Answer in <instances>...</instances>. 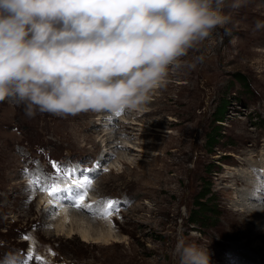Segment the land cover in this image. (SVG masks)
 Instances as JSON below:
<instances>
[{
    "label": "rangeland",
    "instance_id": "rangeland-1",
    "mask_svg": "<svg viewBox=\"0 0 264 264\" xmlns=\"http://www.w3.org/2000/svg\"><path fill=\"white\" fill-rule=\"evenodd\" d=\"M227 11L226 29L182 58L195 68L170 73L142 112L111 114L110 126L96 112L28 117L0 102V259L15 251L20 264H175L171 250L183 236L208 249L210 264H264V234L252 231L264 225L244 213L246 186L233 176L251 170L264 178L254 170L264 156V0ZM107 128L115 142L104 137ZM53 187L61 189L53 199L100 219L98 227L111 225L119 242L56 233L58 206L38 207ZM84 191L87 210L74 206ZM238 250L253 261L224 260Z\"/></svg>",
    "mask_w": 264,
    "mask_h": 264
},
{
    "label": "clouds",
    "instance_id": "clouds-1",
    "mask_svg": "<svg viewBox=\"0 0 264 264\" xmlns=\"http://www.w3.org/2000/svg\"><path fill=\"white\" fill-rule=\"evenodd\" d=\"M246 0H0V102L25 115L142 112ZM262 24L258 23L257 28ZM175 264H210L179 236ZM0 264H20L9 251Z\"/></svg>",
    "mask_w": 264,
    "mask_h": 264
},
{
    "label": "bare ground",
    "instance_id": "bare-ground-1",
    "mask_svg": "<svg viewBox=\"0 0 264 264\" xmlns=\"http://www.w3.org/2000/svg\"><path fill=\"white\" fill-rule=\"evenodd\" d=\"M97 116H99L102 121H103V119H106V120H104L105 124H109V126L111 124H113V122H111L112 120H114V119H112L113 115H111V114H109V115L106 114L105 115L104 113H98ZM107 121H110L111 123L110 122L107 123ZM110 134H111L110 133V128H107L106 131H105V136H104V137L107 138L106 139L107 142L108 143H110V141L111 142H115V140L112 141V136H110ZM108 143L105 145V147L110 149L109 147H111V146ZM108 151L109 150H107V152ZM263 155H264V153H263ZM260 157H261V160H259V161L256 160L255 164L254 163L253 164L255 166L254 167L255 171H256V169L258 167L262 168V169H260V173H261L262 170L264 172V156L261 155ZM102 160H105V159L102 158ZM243 162H246V160H243ZM233 176H234V179H235V177H239L240 180H238V181L242 182L246 186L244 188V190L240 191L242 201L246 202L245 205H244V203L242 205H240L241 207L243 206L244 211H245L244 213L246 214V216H250V215L255 216L256 217V221L259 224L264 225V213H262V212H264V206H263L264 203L263 204H257L256 203V202H259L261 200V198H263V197H261L260 193H263V191H264V178L261 177L260 174H255L254 171H251V170H249V171L248 170H246V171L244 170V171H241L240 173H236ZM47 193H48V195H41L40 196V200L38 201L39 205L38 204L37 205H38V207L47 205L45 208H42V209H47L48 207L49 208H53V205L56 206V207L58 206V208L60 209L58 214H57L58 219H55L54 225L53 224L52 225L54 226V228H53L54 231H56V233L60 234V236H66V237H70L71 238L74 235H79L84 242L95 243V244L106 243V242H108V243H111V242L117 243V242H119V236L112 229L111 225H107L104 228H103V226H100V225L98 227V224H100V223H98V221H100V219L98 221L97 220L96 221H92L94 218H90L91 216L90 217H81V216L78 215L79 216L78 217V216H76V214H77V211H75L76 209H72L73 207L72 208L71 207L70 208L66 207V204H65L66 202L65 201L61 202V200L59 201L58 199H56L57 197H55V199H53L54 196L53 195H49V192H47ZM55 195L59 196L58 193L55 194ZM66 198L63 197L61 199H66ZM238 198H240V197L238 196ZM53 201H54V203H53ZM246 204H248L249 207H247ZM95 205L96 204L92 205L91 209H95V207H94ZM86 206L84 205V206L80 207V209L81 210H87L88 208ZM259 208H261V209H259ZM91 209H90V211H91ZM41 212L43 213V215H45V212H43V210ZM74 212H75V214H74ZM78 212H80V210ZM252 213H256V214L254 215ZM80 214H82V213H80ZM110 218H111V216H110ZM105 220H102V221L105 222ZM252 231H253V233L255 235H262V234H264V226L261 227L260 225H258ZM237 249L243 250V248H241V247H238V248L236 247L234 250H237ZM231 251H233V249ZM235 255L236 256L240 255L244 259H248L249 261L250 260L253 261V259L246 258L245 255L240 254V251H239V253L236 252V251L232 252V254L228 258L226 257V259H224V260L230 261L231 259H233V257ZM242 261L243 260H240L239 263H241V264H247L248 263V262H242Z\"/></svg>",
    "mask_w": 264,
    "mask_h": 264
},
{
    "label": "snow or ice",
    "instance_id": "snow-or-ice-1",
    "mask_svg": "<svg viewBox=\"0 0 264 264\" xmlns=\"http://www.w3.org/2000/svg\"><path fill=\"white\" fill-rule=\"evenodd\" d=\"M120 114H121L120 112L116 113V115H120ZM90 182H91L90 179H88V178H85V179H84V183H86V184H90ZM68 191L70 192L71 189H68ZM59 192H61V189H60L59 187H53V188L50 190V195H55V194H57V193H59ZM87 195H88V192H87V191L82 192V194H80V195L77 197V199L75 200V205H74V206L77 207V208L81 207V206L84 204V201L86 200ZM113 203H114L113 201H109V202H108V207H109V209L112 208ZM106 215L111 216L112 213H111V212H108V213H106ZM29 259H31V257H29Z\"/></svg>",
    "mask_w": 264,
    "mask_h": 264
},
{
    "label": "trees",
    "instance_id": "trees-1",
    "mask_svg": "<svg viewBox=\"0 0 264 264\" xmlns=\"http://www.w3.org/2000/svg\"><path fill=\"white\" fill-rule=\"evenodd\" d=\"M243 84H246V82H243ZM221 108H219V110H218V113H217V115H218V117H220V119H217V121L219 122V123H223V116H222V114L220 113L221 112ZM219 113H220V115H219ZM220 125H222V124H220ZM216 137H219V135H216V136H213L212 137V139H214V138H216ZM215 143L216 142H214V143H212L211 144V147H214L215 146ZM210 147V148H211ZM211 190H207L205 193H203L202 195H201V197H200V199H203L205 196H208V193L210 192ZM209 198H211V197H209ZM197 206L198 207H200L202 210L204 209H206L205 207L207 206V204H202V202H199L198 204H197ZM210 211V210H209ZM195 212V211H194ZM194 212H192V210H191V212H190V222L192 223V224H196L199 220L197 219V218H195V216H194ZM212 213H214V211H212ZM206 220L207 219H205V220H203V223H205L206 222Z\"/></svg>",
    "mask_w": 264,
    "mask_h": 264
}]
</instances>
